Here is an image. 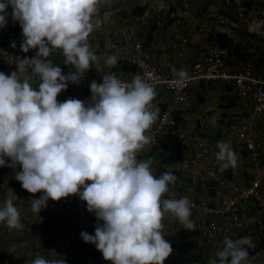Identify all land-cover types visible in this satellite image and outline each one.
<instances>
[{
  "label": "crops",
  "instance_id": "crops-1",
  "mask_svg": "<svg viewBox=\"0 0 264 264\" xmlns=\"http://www.w3.org/2000/svg\"><path fill=\"white\" fill-rule=\"evenodd\" d=\"M2 2L5 0H0V64L8 70V84L20 68L7 61L11 39L1 34L12 27L25 33L35 30L32 39H15L16 50L22 56L20 71L24 75L20 73L18 90L23 91V98L29 94L33 97V101L24 103L33 115H45L49 107H55V117L62 121L65 113L74 108L72 82L63 62L54 57L51 48L48 52L42 47L49 45L47 34L61 28L62 33L78 35L83 31L86 34L85 65L98 83L115 71L124 72L122 79L133 83L134 77L124 68L129 47L125 46L122 36L131 22L141 20L145 25L138 39L145 52L167 69L185 72L212 45H218L227 52L230 72L250 62L255 76L264 80V0H240L231 5H225L222 0H123V5L100 0H15V5H6V9ZM65 9L71 10V17L63 14ZM37 28H40L39 34ZM192 92L194 103L187 109L176 105L173 95L162 87L114 89L96 107L100 122L87 118L77 121L54 161L49 154L54 129L44 123L39 125L35 118L16 120L8 114L11 116L6 118L28 124L22 134L23 144L20 142L22 145H16L12 151L19 154L17 159L22 153L27 159L24 162L16 159L13 163L0 161V232L9 235L37 232L43 220L52 221L56 227L68 220L72 208H75L73 212L80 210L86 214L85 218L71 220L72 224L81 221L97 227L90 216L109 214L118 185L119 198L134 190V195L128 196L134 206L128 205L123 212H127L128 221L140 224L123 223L127 232L136 238L145 235L150 240L149 234L140 232L149 231L148 217L160 218L165 228L160 230L162 233L177 231L187 237L175 256H178V264H191L195 263V257H206V253L201 256L196 253L198 245L194 235L199 224L212 215L189 205L207 202L208 207L212 203L211 208H215L229 191L220 189L210 180H192L194 169H184L183 160L203 141L209 147L210 157L228 166L224 176L228 187L245 184L255 166L246 153L242 156L233 153L225 143L226 138L232 126L246 129L253 137L264 136V118L247 125L252 117L244 111L230 82L199 81L193 85ZM163 111L170 112L175 126L158 134L152 143H146ZM13 136L10 135L12 139ZM138 144L143 147L134 158L130 172L120 182L123 166L130 165L131 151ZM226 156L231 159L224 160ZM37 181H41L37 184L40 188L36 187ZM171 200L185 204L183 211H160V204ZM152 210L154 212L149 213ZM58 211L61 215L56 213ZM139 215L141 217L136 218ZM182 224L184 228L180 227ZM129 225H133L132 229ZM57 235L47 244L33 239L25 246L12 248L8 254L16 249L28 250L26 252L38 249L43 251L48 263L64 264L69 255L82 254L81 239L89 237L82 232ZM260 238L240 241V246L257 249V258L239 264H264ZM229 250L224 239L218 237L208 253H215L213 256L222 260ZM8 254L4 264H10Z\"/></svg>",
  "mask_w": 264,
  "mask_h": 264
},
{
  "label": "built area",
  "instance_id": "built-area-1",
  "mask_svg": "<svg viewBox=\"0 0 264 264\" xmlns=\"http://www.w3.org/2000/svg\"><path fill=\"white\" fill-rule=\"evenodd\" d=\"M225 5L238 3L240 0H222ZM143 20L135 26L126 27L122 39L125 46L129 47L126 56L125 70L134 77L133 83L128 84L122 79L124 72H112L104 81L98 83L87 72L85 61L88 57L86 37L80 33H57L51 31L47 34L49 46L53 55L62 61L73 87L74 108L65 113L61 121L55 117V108L49 107L46 117L33 115L27 110L15 108L16 93L12 89L20 79V72L16 71L9 90L11 95L0 106V113L11 112L16 120L35 118L54 129L53 148L49 154L52 160L59 157L63 148V141L73 130L77 121L83 118L94 119L100 122L97 114L99 102L109 96L114 89L133 87L139 90L148 87H162L174 97V103L184 108H190L194 103L193 85L199 81H225L230 82L242 107L252 119L247 120L251 126L253 120L264 118V80L255 76L254 65L250 62L243 63L238 70L230 72L227 69V52L218 45H212L206 54L193 62L183 72L180 69H167L157 64L154 58L145 52L142 42L137 35L143 28ZM11 52L7 56L10 64L22 62L21 54L16 50V41H9ZM16 88V87H15ZM37 116V117H36ZM175 126V121L169 111H163L159 117L156 129L151 132V138L146 143H152L156 136L167 128ZM233 153L242 156L243 153L255 166L248 182L243 185L232 184L228 187L225 175L228 171L226 164H218L210 157L209 147L199 141L194 151L189 152L182 163L184 169L193 168L191 178L194 181L210 180L216 182L220 189L229 191V195L219 206L208 207L207 202L199 205H189L193 209H201L211 214L206 221H202L201 228L195 231L198 247L203 251L212 249V244L218 237H222L232 250L235 244L248 237H262L264 235V136L253 137L246 129L232 126L225 142ZM143 144L133 147L130 165L123 166L119 181L130 172L134 158L142 149ZM218 160V159H217ZM40 188V187H39ZM118 190H114L116 194ZM114 202L112 199L111 203ZM163 211L177 213L185 208V204L176 200L161 203ZM176 243L182 240L181 233H172ZM21 264H50L41 250H33L26 255ZM73 264V263H64Z\"/></svg>",
  "mask_w": 264,
  "mask_h": 264
},
{
  "label": "trees",
  "instance_id": "trees-1",
  "mask_svg": "<svg viewBox=\"0 0 264 264\" xmlns=\"http://www.w3.org/2000/svg\"><path fill=\"white\" fill-rule=\"evenodd\" d=\"M42 47L47 51L50 48L47 44L42 45ZM43 58L45 59L46 57L43 55ZM26 159L27 155L22 153L17 162H24ZM209 206L213 207V204L209 203ZM127 207L128 204H123L125 211H127ZM62 222L55 227V223L52 221L43 220L40 222L37 232L23 235H9L0 232V264H4L10 249L25 246L32 242L33 239H40L41 244H47L51 239L56 238L57 234L60 235L63 232H82L88 234L89 238L96 237L95 241L90 244L83 243L81 246L82 254L80 256L85 261V264H121L125 262L127 264H152V262L156 264H178L176 258H171L176 247L173 236L160 234L155 236V241L147 242L141 238L134 237L123 226L117 229L111 228L108 231L107 228L89 226L86 222L81 221H73V224L70 220H63ZM61 225L63 226L61 227ZM262 238L264 239V236L260 238L261 244L259 248L264 247ZM256 253L257 249L251 250L246 245H242L232 249L226 255L225 263L239 264L251 260L255 261L257 258ZM24 257L17 259L16 264L20 261L22 262ZM10 264H13V260L10 261Z\"/></svg>",
  "mask_w": 264,
  "mask_h": 264
},
{
  "label": "rangeland",
  "instance_id": "rangeland-1",
  "mask_svg": "<svg viewBox=\"0 0 264 264\" xmlns=\"http://www.w3.org/2000/svg\"><path fill=\"white\" fill-rule=\"evenodd\" d=\"M101 1H102V3L109 2V3L115 4V5H119L121 3V5H123V0H100V2ZM97 2H98V0H97ZM11 3L13 5H15L14 4L15 3V0H5V2H2L1 4H2V7L4 9H6V8H8L6 5H10ZM63 14H66L67 17H71V10L65 9V12H63ZM5 15H6V13H5ZM134 22H131V25L135 26L136 23H134ZM144 25H145V22H144ZM37 29H39V30H37L36 33L39 34L40 33V28H37ZM16 30H15V27H12V29H9V31L6 30L1 35L5 36L6 39H32L33 34L35 32V30H34L33 33H30L28 31H27V33H25L26 31H20V30L19 31H16ZM59 30L64 31V29L61 28V29H58V31H54V32L62 33V32H59ZM80 33H82L86 37V34L83 31H81ZM80 33H78V34H80ZM85 39H87V38H85ZM1 58H2V56L0 57V62H2V59ZM15 65L16 66H14V67H16L18 69L19 68L21 69L23 63L20 62V63H16ZM20 69H19V71H20ZM7 71L8 70H7L6 66L0 64V97H2V98L4 97L3 99H0V106L11 95V91L10 90L9 91L7 90V87L10 88V84H11V83L8 84L6 82L7 79L10 77L9 74H7ZM20 73L22 74V71H20ZM22 76L24 77L23 74H22ZM19 83H20V81H18V83L16 84V86H15L16 88L15 87L12 88V89L15 90V93L17 95V97H16V101L17 102H16V104L14 106H15V108H19L21 110H27V107H26L27 105L24 104V103H25V101H27V103H28V101H31L33 99V97L31 98V95L29 94V95H26V98H23V95H24L23 91L18 90L19 89L18 88ZM8 114H11V112L0 113V161L7 162V163H13V161H15L18 158L19 154L18 153H14L13 154L12 151L15 150L16 145H22L23 144L21 142V139L23 138V135L22 134L26 130V125H28V124H27L26 121H22V120L21 121H12L11 117H10L11 120L8 119V117L6 118V116H11V115H8ZM46 114H47V112H46ZM46 114L45 115L44 114H41V115H38V116H40V117H46ZM35 120H36V122L39 125H42L41 122L38 119H35ZM262 134H264V131L262 132ZM10 135L11 136L14 135L13 136L14 138L12 139L10 137ZM52 135H54V131H53ZM20 142L22 144H19ZM23 142H24V138H23ZM50 159L52 160L51 156H50ZM229 159H231V158L228 157V156L224 157V160H229ZM245 163H247V162L245 161ZM6 179L7 180H10L9 178H6ZM38 182H41V181H37L36 182V187L37 188L39 187L37 185V184H39ZM120 182H123V181H120ZM116 186H115L116 188L115 187L114 188H115V190H118V192H116V196L113 198L114 202L110 203L112 205V208H111V210L109 209V214H107V216H104V217H102V216H90V220L92 222H94L97 227L104 228V229L107 228L108 231L111 230V228H116L117 229V228L122 227L123 226V223H127V224H132L133 223V225H139L140 224V223H135L134 220L128 221L126 219L127 216H128L127 213L123 212V204H128L130 206H134L133 203H130L131 197H128V196H130V194L131 195H134V190L133 191H129L127 193L128 196H125L124 195L123 196L124 198L123 197L119 198L121 196L120 195L121 190L118 187V185H116ZM72 209L74 210L75 208H72ZM72 209H70V211H72L71 214H68V220L71 221V220H75V219L85 218V215H86L85 212H81L80 210H77L76 212H73ZM159 209H160V211H163L160 207H159ZM183 209L181 211H179V212H182ZM48 211H51V210H48ZM60 212L61 211H58L56 213H59L60 214ZM151 212L153 213L154 210L150 211L149 213H151ZM165 212L172 213V212H169V211H165ZM80 215H83V216H80ZM140 217L141 216L139 215L136 218H140ZM147 219H148L147 225H148L149 231L140 232V233H147V234H149L150 240L147 239L145 235H143V238L141 237V239H143V240H145L147 242H153V241L156 240V238H155L156 235L164 234V233H162L163 231H160V230L161 229H165V228L164 227L162 228V225H161L162 221L159 222L160 218H158L156 220L155 218L152 219L151 216H150ZM50 220H53V219H50ZM156 221H158V223H156ZM133 225H129L128 227L130 229H132V226ZM180 227H183L184 228V225L182 224ZM199 228H201V224H199V226H198V228L196 230H198ZM169 234L167 233V234H164V235L165 236H169ZM181 235H182V240L180 242L176 243L174 241V244L176 245V247H175L174 253H173L172 257H171L172 259H173V257L175 258V256L180 253V251L182 249V244L187 239L186 236L183 237V232L181 233ZM170 236H172V233L170 234ZM95 240H96V237H93V238L90 237L89 238L88 236H85L84 238L81 239L80 247L82 246L83 243L90 244L91 242H93ZM239 243L240 242H238L237 244H235V248L236 247L237 248L240 247V244ZM67 246H69V245H67ZM177 246L180 248L179 251H178L179 248ZM213 248H215V247H213ZM10 250L8 252H10ZM196 250H197L196 253H198L200 256L202 255V253H206L208 255H206V257H195V260H194L195 263H191V264H203V263H206V264H225L224 263V260L225 259L220 260L219 256H218V258L214 257L213 255L215 253H213L212 255L208 253V252H210V250L203 251L200 247H197ZM26 251H28V250H26ZM26 251H24V250H21L20 251V249H16L14 252L8 254V256H10L9 257L10 258V261L13 260V264H16L17 259L22 258V257L28 255L31 252V251H29V252H26ZM230 251H231V249L229 250V253H230ZM23 252H25L26 254H24ZM229 253L227 252L226 255L229 254ZM75 256H73V254L69 255L68 256L67 263H70L71 262L73 264H85V261L81 258L80 255H78V257H75ZM177 257H176V260H177ZM221 258H224V257L221 256ZM6 261L8 262V260H6ZM121 264H127V263L125 262V263H121ZM152 264H156V263L155 262H152Z\"/></svg>",
  "mask_w": 264,
  "mask_h": 264
}]
</instances>
